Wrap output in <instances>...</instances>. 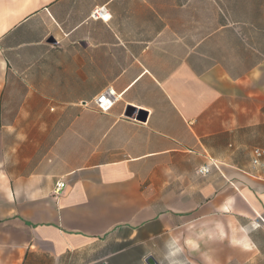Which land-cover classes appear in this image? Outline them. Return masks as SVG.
Here are the masks:
<instances>
[{"label": "crops", "instance_id": "0c3cea01", "mask_svg": "<svg viewBox=\"0 0 264 264\" xmlns=\"http://www.w3.org/2000/svg\"><path fill=\"white\" fill-rule=\"evenodd\" d=\"M256 147L264 0H0V264L259 262Z\"/></svg>", "mask_w": 264, "mask_h": 264}, {"label": "built area", "instance_id": "2783aa9c", "mask_svg": "<svg viewBox=\"0 0 264 264\" xmlns=\"http://www.w3.org/2000/svg\"><path fill=\"white\" fill-rule=\"evenodd\" d=\"M94 17L106 19L108 17V12L105 7L97 8L93 12ZM119 94L115 92V90L111 87L107 88L101 95L95 99V103L97 106L104 111L109 110L115 102L119 99ZM253 163L255 165L264 166V148L256 147L253 150ZM199 173L204 174L210 171L208 166H204L199 168ZM65 188V183L63 181H59L56 185V192H61ZM264 222V218H261Z\"/></svg>", "mask_w": 264, "mask_h": 264}, {"label": "rangeland", "instance_id": "374dc122", "mask_svg": "<svg viewBox=\"0 0 264 264\" xmlns=\"http://www.w3.org/2000/svg\"><path fill=\"white\" fill-rule=\"evenodd\" d=\"M211 256V259L209 260H205V258H203V254L202 253H195L193 256V260H189L186 259L184 254H180V260H178V262L176 264H231L230 262H223L222 260V253L220 251L215 250H211V253H209ZM248 260H245L244 264H264V254H261L259 262L256 261H252L251 257L249 255Z\"/></svg>", "mask_w": 264, "mask_h": 264}, {"label": "water", "instance_id": "95a60500", "mask_svg": "<svg viewBox=\"0 0 264 264\" xmlns=\"http://www.w3.org/2000/svg\"><path fill=\"white\" fill-rule=\"evenodd\" d=\"M144 118H145V117H144ZM153 260H154V259L150 257L148 261H149L150 264H153V263H154Z\"/></svg>", "mask_w": 264, "mask_h": 264}, {"label": "clouds", "instance_id": "9594fccd", "mask_svg": "<svg viewBox=\"0 0 264 264\" xmlns=\"http://www.w3.org/2000/svg\"><path fill=\"white\" fill-rule=\"evenodd\" d=\"M175 251H177V252H178V251H179V249H176ZM172 254H175V253H172Z\"/></svg>", "mask_w": 264, "mask_h": 264}]
</instances>
